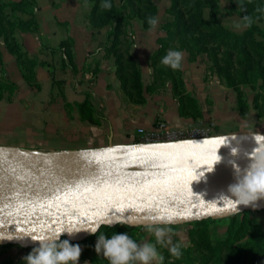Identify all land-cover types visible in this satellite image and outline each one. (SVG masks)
Returning <instances> with one entry per match:
<instances>
[{
    "label": "crops",
    "instance_id": "1",
    "mask_svg": "<svg viewBox=\"0 0 264 264\" xmlns=\"http://www.w3.org/2000/svg\"><path fill=\"white\" fill-rule=\"evenodd\" d=\"M34 2L38 31L15 32L21 51L36 62L34 82L27 81L24 67L0 44V150L38 155L96 153L107 147L130 146L137 140L136 130H149L158 117L170 126L191 121L179 115L169 82L155 92H145L142 105L128 101L116 75L114 57L107 53L111 27L95 29L87 19L92 4L82 0ZM10 14L22 20L30 18L21 12ZM158 32L141 24L127 30L144 87L152 80L149 57L157 49V39L163 37ZM62 42L70 47L74 64L67 59ZM182 72L187 91L200 105L201 120L215 116V136L264 135V116L257 119L253 108L247 110L243 121L219 115L234 91L223 86L205 65L189 61L185 53ZM86 101L92 106L95 124L80 116L79 106ZM172 226L174 232L180 231V226ZM125 230L133 239L140 236L138 242L152 237L145 227L125 226ZM147 232L150 235H145ZM23 248L0 243V264H16L27 255Z\"/></svg>",
    "mask_w": 264,
    "mask_h": 264
},
{
    "label": "trees",
    "instance_id": "2",
    "mask_svg": "<svg viewBox=\"0 0 264 264\" xmlns=\"http://www.w3.org/2000/svg\"><path fill=\"white\" fill-rule=\"evenodd\" d=\"M82 1L92 4L87 19L93 28L111 27L108 34L110 46L107 48V53L114 57L116 75L120 80L122 90L128 101L134 105L145 103V92H155L169 82L174 99L178 104L179 115L200 125L197 121L203 118V113L197 98L185 87L182 70L174 71L160 63L162 57L171 49V41L175 37L183 41L185 48L190 45L192 49H198L209 57L212 72L216 74L223 86L234 91L238 107L241 110L249 109L242 100L244 87H250L252 90L258 88L264 91V30L259 26L264 17V0H242L247 12H242L237 3L238 0H235L240 20L246 14L253 18L251 27L246 28L241 35L226 29L221 24L216 12L211 8L209 0H170L173 24L166 29L165 36L157 39L158 48L149 57L152 80L146 87L143 86L140 67L130 52L132 44L126 40L125 14L130 11L131 17L140 20L143 28L149 29L148 17L157 15V8L153 1L119 0L120 5L118 6L115 0H110L111 10L100 8L102 0ZM34 7V0L0 3V44H4L8 52L15 55L19 65L24 67V76L28 82H34L33 68L36 62L30 60L21 51L15 38V32L17 30L38 31V23L33 15ZM6 8H9L10 12L30 15V18L27 20L11 19L8 12L5 11ZM206 10H208L207 16ZM61 46L65 48V55L69 62L74 64L68 44L62 42ZM185 48L183 47V50ZM10 86L13 88V84ZM262 99L259 92L253 98L255 104L253 109L256 111L257 119L264 116V107L258 106ZM79 112L81 118L88 123H96L92 106L88 101L79 106ZM134 143L140 142L135 140ZM252 213L254 212L244 211L224 219L206 218L185 224L193 226L190 231L192 242L197 251L206 253L205 260H203L205 264H216L221 261V258H218L215 253L217 248L213 245L209 232V226L220 220H225L229 228V235L222 244L226 251L223 264H264V234L261 233V235L257 231L258 226L254 224L250 215ZM125 226L123 224L114 227L102 226L96 235H90L85 240L88 246L94 249L98 235L103 233L111 236L116 232H125ZM141 228L144 227L141 226ZM134 240L138 242L140 236ZM4 245L12 246L9 243ZM33 248L25 247L28 251H32ZM100 259L104 264H108L104 258L100 257Z\"/></svg>",
    "mask_w": 264,
    "mask_h": 264
},
{
    "label": "water",
    "instance_id": "3",
    "mask_svg": "<svg viewBox=\"0 0 264 264\" xmlns=\"http://www.w3.org/2000/svg\"><path fill=\"white\" fill-rule=\"evenodd\" d=\"M165 145L171 144H144L131 148ZM250 163L249 157L237 159L216 164L212 172H206L212 166L177 172L80 194L56 204L8 203L0 200V243L37 247L38 243L30 238L19 237L58 231L63 227L87 228L98 219H118L122 223L116 225L145 227L143 221L149 215L172 216L174 222L171 225H180L206 218L224 219L244 211H263L264 200L259 201L256 209L239 206V213H233L227 203L220 200L221 194H227L228 186L235 182L233 164L243 170ZM197 172H205L204 177L193 181ZM102 226L108 225L104 223ZM90 235L88 231H80L74 237ZM62 237L72 238L67 234Z\"/></svg>",
    "mask_w": 264,
    "mask_h": 264
},
{
    "label": "clouds",
    "instance_id": "4",
    "mask_svg": "<svg viewBox=\"0 0 264 264\" xmlns=\"http://www.w3.org/2000/svg\"><path fill=\"white\" fill-rule=\"evenodd\" d=\"M239 9L247 12V8L242 0H238ZM102 10H111L110 0H102L100 4ZM259 11V9H257ZM242 23H236L234 26L251 27L253 18L249 15L241 17ZM149 31H154L159 23L158 17L150 16L147 19ZM184 53L178 50L169 49L160 61L164 66L170 67L174 71L182 70ZM258 145L249 156L251 163L246 169H241L238 165L233 164L234 183L227 188V194H221L220 200L226 202L228 208L233 213H239V206H250L253 209L259 207V201L264 200V135L252 134ZM235 142V146H232ZM241 140L237 136L223 138L219 141L221 146L231 148V154L237 156L240 151ZM214 155V163L206 172H212L216 164L222 161L218 154ZM205 173V172H204ZM204 173L197 172L193 181H199L204 177ZM174 222L172 216L149 215L145 217L143 223L145 230L149 231L155 237V242L141 241L137 242L127 232H116L111 236L101 233L97 236L94 250L97 256L108 261V264H164L165 257L159 248H167L171 257L179 260L183 256V249L187 247L184 242H174L173 235L169 225ZM107 223L109 227H114L120 220L98 219L90 227H63L58 231L52 230L39 235L28 234L19 238H30L37 242L38 246L24 257L26 264H79L82 255V247L79 244H72L70 239L61 240V236L67 234L74 237L80 231H88L96 235L99 228ZM164 225V226H160ZM159 246V248H158ZM87 264V262H85Z\"/></svg>",
    "mask_w": 264,
    "mask_h": 264
},
{
    "label": "rangeland",
    "instance_id": "5",
    "mask_svg": "<svg viewBox=\"0 0 264 264\" xmlns=\"http://www.w3.org/2000/svg\"><path fill=\"white\" fill-rule=\"evenodd\" d=\"M115 1L119 6L120 5L119 0H115ZM152 1L157 8L156 17L159 18V23H158V26L156 27V30L159 31L158 34H162L163 36H165L167 34L166 29L173 24V20H174L173 14L170 11V8H171L170 0H152ZM7 2H9V1L0 0V3H3V4H5ZM209 2L211 4V8L216 12L217 17L220 20L221 24L226 29L233 31L238 35H241L245 31L246 28H244V27L237 29L234 26L236 23H241L240 16L238 15V13L236 11L237 7L235 4V0H209ZM35 8H36V6L34 7V9ZM5 11L8 12L7 14H8V16L11 17V19L18 18L16 16H11L9 8H6ZM205 12H206L205 14L207 16L208 10H206ZM125 15H126L125 24L127 25V30L129 29V27H131L133 25L141 24L140 20L131 17L132 13L130 11H128ZM259 26L264 30V17H263V21L261 23H259ZM128 36H130V35L127 33L126 40L129 43V42H131V39ZM171 42H172L171 49L178 50V51L180 50L184 54L186 53V56H187L189 61L192 60V61H196L197 63H200L201 65L203 64V65H205L207 71L212 72L210 59L205 53L201 52L198 49L197 50L192 49L190 47V45H187V48H185L183 41L178 40L177 37H175V39H173ZM183 47L185 48L184 50H183ZM157 48H158V44H157ZM258 92L263 97V99L261 101H259L258 106L264 107V91H262L258 88H255V90H252L250 87H244L243 88L242 100L244 103H246L248 105V108H254L255 104L253 102V98L256 95V93H258ZM224 97H226V99H227V95H225ZM221 108H222V113L219 114L220 116H224L226 118H228V116H229L230 118H234L235 120H239V121L245 120V114H246L247 110H249V109H247V110L243 111L238 107L235 93H234L232 99L230 101L226 102V107H224V108L221 107ZM212 119L213 120L203 119V120H200L198 122L200 124L199 126L204 127V128L209 127L212 129V134L208 138L198 139V140L182 141V142H175V144L160 143V144H171V145H165V146H160V147L172 150V149L181 147L182 145L183 146H193L196 144H198L199 146H201V145H213L214 143L219 144V141L223 138L232 137V136H217V135L215 136L214 132H213V127L215 124V116H212ZM157 120L167 122L164 118L158 117L154 121L153 125L155 124V122ZM167 124H168V122H167ZM189 126H196V124H194L193 121H189L186 124H180L178 126H170V127L171 128H183V127H189ZM136 135H137V130H136ZM237 138L241 140V143H240L241 147H240L239 154L237 156H233L231 154V148L228 146H221V148L218 150V148L220 146L216 145V147L212 148V150L210 152L215 155V152L218 150V154L223 159L220 163H225V162L232 161V159L237 160V159L247 158L248 155H246V154H250L253 151V149L258 146L252 135H240V136H237ZM137 140H138V136H137ZM134 142H132V144L130 146L116 147V148L115 147H107L104 150H98L96 153L82 152V153H69V154H56V155L75 157V158L83 157V158H87V159H96V157H94L96 154H104L105 156H107L108 159H112V157L114 158L117 154L121 155V154L129 153V152L145 149V148H141V147L131 148L132 146L143 145V143L135 144ZM183 143H186V144H183ZM179 144H181V145H179ZM232 146H235V142H232ZM245 146H247L246 149H245ZM160 147L158 146V147H151V148H160ZM121 150H123V151H121ZM8 152L19 154V152H11V151H8ZM20 154H22V153H20ZM178 158H174V160H173L174 162L170 161L167 164L161 165L160 166L161 168L157 167L156 169H145L144 167H142L140 165L128 163V164H124L123 166L117 165V166H114V167L112 166L109 168H100L98 170L100 172H103L107 176H111V177L114 176L115 178H119L125 184L136 183L138 181H147L150 179H155L156 177H158L160 175H169V174H173L175 172L176 173L180 172L177 169L178 161H176V160ZM195 162H196V166H201L202 164L204 165L205 163H207L206 161H203L202 159L196 160ZM4 168H6V167H4L3 165L0 164V171ZM119 185H122V184H119ZM109 188H112V187H107V188L106 187H96V188H92L86 192H82L80 194H85V193H89V192L93 193V192H96L99 190H105V189H109ZM80 194H78V195H80ZM250 215H251V218H253L254 224H256L258 226L257 231L260 232V234L261 233L264 234V210L254 212ZM169 226H171V225H169ZM175 226H180L179 227L180 231L174 232L172 229V232L175 233V235H173V237H172L173 241L174 242H181L182 241L185 244H187V247H185L183 249L182 258L179 260H176V259L171 257L167 248H159V246H158L159 250L162 252V254L165 257L164 264H205L203 260H205L204 255L206 253L204 254L202 251H197L195 249V245L192 242L190 231L193 229V226L180 224V225H174V226H172V228H175ZM228 230H229L228 223L225 220H220L218 223L211 224L209 226L211 241H212L213 245H215L217 248L215 253L217 254L218 258H221V261H218V263H216V264H223V262H224V258H225L224 254L226 251H225L224 245H222V244L224 243V241L226 240V238L229 235ZM124 231L127 232L125 230V227H124ZM147 234L150 235V233H148V232L145 235H147ZM151 236L152 237H150L148 239V242L154 243L155 237L152 234H151ZM87 237L88 236H80V237H72V238L62 237L63 238L62 240L70 239L72 244H79L82 247V255L80 257L79 264H85V262H87V264H104V262L101 261L100 257L97 256L95 250L91 249L88 246V244L85 240V239H87ZM23 249L27 252V255L31 252L30 250L28 251L25 248H23ZM16 264H26L24 257H23V259L18 260L16 262Z\"/></svg>",
    "mask_w": 264,
    "mask_h": 264
},
{
    "label": "bare ground",
    "instance_id": "6",
    "mask_svg": "<svg viewBox=\"0 0 264 264\" xmlns=\"http://www.w3.org/2000/svg\"><path fill=\"white\" fill-rule=\"evenodd\" d=\"M216 145L220 146L216 143L201 146L182 145L172 150L159 146L160 148H145L117 154L114 158L111 156L112 159H108L104 154H96L94 156L96 159H87L56 154H16L0 150V164L6 167L0 171V200L8 203H61L69 197L77 196L92 188L116 187L119 184H125L119 178L107 176L98 169L123 166L128 163L140 165L145 169H156L179 157L175 160L178 161L177 169L180 172L210 167L214 163V154L210 151ZM201 159L207 163L202 164L201 167L196 166L195 161ZM49 186L56 188L54 194L48 192Z\"/></svg>",
    "mask_w": 264,
    "mask_h": 264
},
{
    "label": "built area",
    "instance_id": "7",
    "mask_svg": "<svg viewBox=\"0 0 264 264\" xmlns=\"http://www.w3.org/2000/svg\"><path fill=\"white\" fill-rule=\"evenodd\" d=\"M212 134L209 127L199 125L183 128H171L167 122L157 120L149 129H137V136L140 143L143 144H160L175 143L189 140H198L208 138Z\"/></svg>",
    "mask_w": 264,
    "mask_h": 264
},
{
    "label": "snow or ice",
    "instance_id": "8",
    "mask_svg": "<svg viewBox=\"0 0 264 264\" xmlns=\"http://www.w3.org/2000/svg\"><path fill=\"white\" fill-rule=\"evenodd\" d=\"M55 191H56V188L49 186V188H48L49 193L54 194Z\"/></svg>",
    "mask_w": 264,
    "mask_h": 264
}]
</instances>
